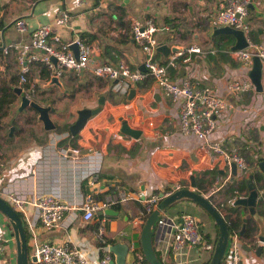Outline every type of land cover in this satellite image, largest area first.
I'll list each match as a JSON object with an SVG mask.
<instances>
[{"label":"crops","instance_id":"0c3cea01","mask_svg":"<svg viewBox=\"0 0 264 264\" xmlns=\"http://www.w3.org/2000/svg\"><path fill=\"white\" fill-rule=\"evenodd\" d=\"M217 1L37 0L33 2L32 0H1L0 45L27 41L31 28L38 23H46L50 24L53 32H58L64 39H73L83 33L92 34L89 41L91 53L100 61L116 62L122 59L130 68H142L144 53L141 47L129 34L121 31V28H130V17H133L142 21L147 18L153 19L158 26L155 32L158 44L179 47L197 44L202 48L214 47L216 50L212 54L190 53L188 60L181 61L171 69V77L174 80L188 78L196 85L208 86L215 93L230 101L231 105L223 109L209 138L222 142L228 147L232 145L240 147V143L244 144L243 148L250 146L248 152L260 158L257 166L252 164L253 169L258 167L259 172L264 176V171L259 165L260 161L264 163V62L261 88L258 90L248 75L251 66L234 61L228 53L231 43L226 38L220 39L217 36L220 33L213 34L215 28L213 17L217 12ZM258 1L259 3L250 5L248 21L253 39L264 44V0ZM64 10L68 13V20L64 24L55 23L56 16ZM17 17L25 18L28 32H20L14 27L13 21ZM171 53L173 52L164 54L157 50L156 58L158 61H164ZM13 65L14 68L17 67L15 63ZM38 72V65H31V77L35 81H41L45 87L44 90L47 91L57 88L62 93L64 82L70 79L68 77L70 73L66 72L60 77L62 88L57 84L47 85L49 77L40 78ZM88 72L83 71L77 75L79 77L90 75ZM91 79L93 88L95 86L100 90L99 93L104 95L105 103L102 109L91 115L80 129L84 138L81 142L78 141V135L73 140H65L63 137L66 133L54 129L45 130L39 120L34 123L20 119L12 123L9 114L2 120L0 192L13 190L31 194L32 192L50 191L57 193L65 201H72V198H77L80 193L88 189L87 178H83V175L96 171L100 178V185H111L113 181H116L124 184L128 189L139 188L147 194L160 195L161 192L171 190L173 183L178 180L181 181L182 186L184 184V187H191V176L193 175L195 181L193 189L207 196L215 206H219L218 210L222 214L235 217V213L238 212L242 219L252 218L249 216L247 205L235 203V200H232L234 189L239 191L237 198L248 194V187L246 189L238 186L243 173L237 170L233 173L231 166L224 165L221 157L215 152L201 148L202 141L195 134L180 132L179 101L165 98L156 90L152 79L146 78L132 85L134 94L130 98H128L129 91L125 95L115 93L109 84L104 82L105 78L95 81ZM230 82L245 83L247 88L237 92L233 91L229 88ZM90 91L91 89L88 93ZM107 91L109 95L113 93L110 98L105 93ZM121 97L130 102L127 107V116L133 121L134 126L141 129L139 138L112 139L106 126L100 127V124L105 122L104 118L107 122V117L113 116L112 107L117 108L116 116L120 117L122 109L116 101ZM53 106L54 110L50 111L51 117L57 108V105ZM81 107H93V105L83 104ZM58 117L60 120L52 117L54 122L59 120L72 123L75 120L63 119L61 115ZM11 126L13 128L9 134ZM72 143L80 145V151L77 154L80 160L77 162L69 157H62L57 150L58 147L66 144L71 146ZM68 156H72V153L69 152ZM213 169L217 170L214 178L210 173ZM201 173H205V182L203 186H198L196 176ZM232 183L235 187L231 192L229 184ZM109 189H105L103 194ZM260 194L258 190V197ZM129 201L123 203L127 208L122 206L117 209L118 213L115 215L102 213L98 216L96 213L95 217L89 221H83L77 216L71 224L66 226L65 221L73 216L71 211L74 209L70 208L65 212L62 224L52 229H45L38 222L35 231L40 240L50 241H61L66 234H69L72 241L91 261H96L108 245L117 241H126L134 249L135 244L140 240L141 224L145 223L152 211L144 212L143 207L140 206L139 212L132 214V210L128 208ZM258 203L259 201L256 209L263 213ZM230 206H235L236 210L232 211ZM27 208H29V214L32 215V206ZM186 212L197 217L203 238L215 246L219 234L218 226L211 215L193 199L188 197L177 199L161 210L158 217H181ZM156 220L153 227L150 226L153 230L151 246L163 264H188L193 258L202 262L210 257V250L198 252L200 249L197 250L196 247L184 248L177 253L171 252V234L165 226L158 225ZM99 224L104 225V234L112 239L105 246L99 245L94 236V231ZM0 229L7 238L1 253L0 264H17L13 229L9 219L1 211ZM120 231L125 233L120 235ZM7 233L9 236L6 235ZM241 243L244 264H264V244H260L262 250L258 254L256 247L259 242L256 239L253 238V241L248 243L242 238ZM244 244L249 249H246ZM28 247L30 248L29 255H33L29 241ZM225 254L224 261L220 264H227L229 255L227 248ZM30 261L36 264L35 261L29 260V263Z\"/></svg>","mask_w":264,"mask_h":264},{"label":"built area","instance_id":"2783aa9c","mask_svg":"<svg viewBox=\"0 0 264 264\" xmlns=\"http://www.w3.org/2000/svg\"><path fill=\"white\" fill-rule=\"evenodd\" d=\"M1 1V0H0ZM259 3L258 0H218L217 12L213 17L215 26L229 25L242 30L247 41V46L242 48L229 49L228 53L234 61H238L246 66H251L253 56L257 55L264 62V44L253 39L251 27L248 21L250 5ZM68 13L61 11L55 18V23L64 24L68 20ZM14 27L20 32H28V25L25 18L17 17L13 21ZM158 26L152 18L142 21L130 17V36L141 47L144 53L143 68H130L122 59L116 62L100 61L91 53L90 45L85 43L79 36L73 39H64L58 32H53L50 24L38 23L29 30L27 41H15L2 44L4 52L13 51L15 53L18 77L16 86H20L29 98L35 94V80L31 77V63L39 61L49 68V77L55 75L62 77L66 72L72 71L76 74L89 71L98 77H105L114 80L111 89L118 94L125 95L135 83L150 77L153 85L165 98L172 101H179V130L183 134L193 133L202 142L200 147L206 151L215 152L221 157L224 165L230 167L235 162L236 170L245 173L247 164L239 154L235 146H226L222 142L210 140L209 135L217 125L218 117L224 108L231 103L222 95L215 93L208 86H199L191 82L188 78L174 80L171 77V69L176 67L181 61H186L190 53H215L214 47L202 48L197 44L180 47L166 58V61H158L156 58L158 42L155 32ZM121 31H125L121 28ZM77 42L78 57L74 56L71 43ZM57 59L56 69L50 56ZM28 84L25 90L23 84ZM229 88L233 91H241L247 88V84L230 82ZM125 107L130 102L123 101ZM126 119L128 124V118ZM122 117L120 118L123 119ZM133 128L138 126L130 125ZM112 139L124 140L131 136L122 133L118 128L106 127ZM140 129V128H138ZM141 130V129H140ZM78 141L84 140L83 134L78 132ZM72 146V147H71ZM65 145L58 147L59 154L69 157L74 162L80 160L77 155L80 151L77 145ZM71 152L72 156H68ZM230 174H228L229 176ZM87 178L88 189L80 193L72 201H65L57 193L50 191L32 192L24 194L13 190H3L0 195L20 214L24 226L29 233L27 241L32 247V254L35 255L36 264H113L112 253L106 248L96 261H91L81 248L72 241L69 234H66L61 241L40 240L35 231L38 222L45 229H52L65 217V212L71 211L73 216L65 221L69 225L79 216L83 221L93 219L98 210L103 211L107 207H114L118 203H126L128 200H136L143 207V211L150 212L155 209L161 200L157 193L147 194L142 189H128L119 182L113 181L111 185H100V178L96 171L87 172L83 175ZM184 187L181 181H175L173 188L163 193L169 195L174 189ZM111 188V189H109ZM109 189L107 193H104ZM238 189H234L232 200L237 199ZM28 206H32L33 214H29ZM104 213V212H102ZM143 213V212H142ZM142 218V217H140ZM158 225L165 226L170 234V250L177 253L184 248L196 247L198 252L202 250H212L214 245L203 238L198 219L190 212L184 213L181 217H157ZM136 222V221H135ZM105 227L99 224L94 234L101 242L104 241ZM125 232L120 231L123 235ZM7 238L3 230L0 229V263L1 253ZM241 237L238 233L229 235L227 250L229 252L227 264H244L241 255ZM132 248V246H129ZM133 249V248H132ZM130 264H136L133 261ZM188 264H201L197 258H193Z\"/></svg>","mask_w":264,"mask_h":264},{"label":"water","instance_id":"95a60500","mask_svg":"<svg viewBox=\"0 0 264 264\" xmlns=\"http://www.w3.org/2000/svg\"><path fill=\"white\" fill-rule=\"evenodd\" d=\"M218 33H231L235 41L231 45V49L235 48H242L247 46V41L244 37V34L241 29L235 28L229 25L224 26H215L213 30V34ZM71 48L73 50L74 56L78 57V45L76 41L71 43ZM179 46H168L166 44H159L157 49L162 51L164 54H168L169 52H174L178 50ZM51 60L54 63V69H56L57 59L55 56H50ZM262 66L263 62L261 58L257 55L253 56L251 67L248 71V75L254 84L255 88L260 90L261 88V73H262ZM144 69V66H142ZM50 84H57L59 87L62 88V83L60 78L56 77L55 75H51L49 80L47 81V85ZM14 90L19 99L18 110H21L25 107H31L37 112V120L42 123V127L45 130H51L56 127L53 119L50 116V111L54 110V106L51 103L42 104L38 100L34 98H29L25 95L22 88L20 86H14ZM134 94V88L129 89V95L132 96ZM98 103L96 106L93 107H81L77 109V116L75 120L69 125V131L72 135H75L79 132V130L85 125L86 121L91 115L96 114L98 111L102 109L104 103V95H100L98 97ZM13 126L10 127L9 134L11 133V129ZM118 129L133 138H139L141 134V130L138 128L131 127L125 119H121L120 125ZM261 169L264 171V163L260 161L259 163ZM231 171L233 173L236 172L235 162L230 164ZM219 184V183H217ZM195 186L194 176H191V187H181L174 189L169 195L164 196L163 193H160L161 200L159 201L157 207L152 210L150 217H147L144 224H141L142 230L140 235V245L142 252L146 258V260L150 264H163L160 259L156 256L152 246H151V236L153 233L152 225L154 224L156 218L159 216L161 210L167 207L169 204L173 203L179 198L188 197L193 199L197 202L202 208H204L209 215L213 218L216 225L218 226V238L215 243L212 255L208 264H220L229 240V229L226 221L224 220L223 214L218 210L210 199L193 189ZM248 187V194L245 197H239L234 202L247 205L249 210V216L252 217V220L257 229H255L253 238L256 239L259 244L256 247V253L260 254L262 247L260 244H264V213H260L256 209L257 205V197H258V190L255 187V184L252 180V174L249 175V179L247 181ZM0 211L9 219L14 237L16 240V263L17 264H30L29 260L35 261V255H29L28 253V237L26 235V228L24 223L21 219L20 214L0 195ZM106 213L115 215L118 213V210L114 207H107L103 211L98 210L97 213ZM248 220L247 217L243 218V224L239 231L241 234L245 228V223ZM150 226H152L150 228ZM246 249H249L247 245H243ZM108 250L112 253L113 264H130L136 259V252L134 249L129 247V244L126 241H117L108 245Z\"/></svg>","mask_w":264,"mask_h":264},{"label":"trees","instance_id":"16d2710c","mask_svg":"<svg viewBox=\"0 0 264 264\" xmlns=\"http://www.w3.org/2000/svg\"><path fill=\"white\" fill-rule=\"evenodd\" d=\"M33 2L37 1V0H32ZM121 20V16L119 17ZM123 22V21H121ZM120 22V23H121ZM124 33H127L130 35V28H126L124 29ZM220 39L221 38H226L229 43H231V45L234 43L235 38L231 33H220L217 35ZM85 43L89 44V41L92 37V34L89 33H83L79 36ZM231 47V46H230ZM229 50V49H228ZM167 59H165L164 61H166ZM16 64V60H15V53L11 50L8 51L7 53L4 52L3 47L0 45V128L2 127V120L9 114L10 111V107L11 104L15 101V99L18 97L16 94V91L14 90V86L17 82V77H18V69L17 67L14 68L13 63ZM33 64H37L39 67V75L40 78H44L47 79L49 77V68L47 67V65H45L44 63H41L39 61H35L33 63H31V65ZM72 72V71H70ZM69 72V73H70ZM74 73V72H73ZM71 80H76L77 78H80L79 75L77 74H73V76L70 74L69 75ZM100 78H105V77H98L93 75V80H98ZM148 80L151 79L150 77L147 78ZM92 79L90 78V81ZM105 81L109 84V87H111L112 83L114 80H111L109 78H105ZM81 86H86L85 83H81ZM23 87L25 90H28V84L24 83ZM34 88H35V94L33 95V98H36V92L38 94V92H42L44 91L45 87L43 86L41 81H35L34 83ZM70 95L73 97L74 95V91L72 93H70ZM69 95V96H70ZM6 115V116H5ZM27 121H31V118L26 116L24 118ZM12 123H15V118L10 119ZM33 121H37V119H33ZM38 122V121H37ZM71 123L68 122H63L62 124L60 123H56V127L54 128V130L58 131V132H62V133H66L65 136L63 137L65 140H73L75 136H77L78 133H76L75 135H72L69 131V125ZM65 131V132H63ZM239 141V140H237ZM74 145V143H72ZM241 146L239 147L238 145H233L237 148L239 154L243 157V159L245 160L246 164H247V168H246V172L243 173V178L240 180V182H238V186L239 188H246L247 187V180L249 179V175L252 174V180L255 184V187L257 190H259L261 192V194L258 197V205L260 206L261 210L264 211V176L259 172L258 167H255V169H253V165L255 164L257 166L260 158L255 157V155H253L251 152H248V149L250 148V146H248L247 148H243L244 144L240 143ZM1 147V144H0ZM210 173H212V177L214 178V175L217 174V170L213 169L212 171H210ZM205 173H201L198 174L196 176V183L198 186H203L204 182H205ZM209 183H212L211 181H209ZM184 186V184H183ZM235 187V185L229 184V190L232 192L233 188ZM200 189V188H199ZM247 189V188H246ZM248 191V189H247ZM248 193V192H247ZM140 203L137 202L136 200H130L129 201V209L132 210V214H136L137 212H139V207L141 205H139ZM122 206L125 207V205L123 203H118L115 204L114 207L116 209L121 208ZM216 207L219 209V206L216 205ZM232 211H235L236 208L235 206H230L229 207ZM264 213V212H263ZM102 213H98V216H100ZM209 214V213H208ZM224 220L226 221L227 225H228V229H229V233L233 234V233H238V235L244 239H246L248 241V243H251L253 241V234L254 231L256 229V226L252 220V218H249L246 223H245V228L243 230V232L240 234L239 231L242 227L243 224V219L242 217H240L238 215V212L235 213V217H232L230 214H223ZM26 235L28 237V233L26 230ZM105 235V234H104ZM109 241H112V239H109L108 235L106 234L104 236V241H97L99 245L105 246ZM29 248V247H28ZM135 252H136V259L135 262L136 264H150L141 249L140 246V240L137 241V244H135V248H134ZM28 251H30V248L28 249ZM211 254H212V250H211ZM210 254V257H211ZM226 254H224L225 257ZM210 257L204 259L201 264H208ZM224 257L222 259V261L224 260ZM221 261V262H222ZM162 262V261H161ZM30 264H33V262L30 261Z\"/></svg>","mask_w":264,"mask_h":264},{"label":"rangeland","instance_id":"374dc122","mask_svg":"<svg viewBox=\"0 0 264 264\" xmlns=\"http://www.w3.org/2000/svg\"><path fill=\"white\" fill-rule=\"evenodd\" d=\"M69 72L70 71H68V73ZM88 73L90 75H84L83 77L77 78L76 80L66 79V82H64V85L62 88V91H63L62 93H60L59 89H57V88L51 89V91L44 90L42 92L41 91L38 92V94L36 92V95H35L36 98H34V99H37V97H38V101L42 104L51 103L52 105H57L56 112L52 116V117H54V119L56 117V119L60 120V117H58V115H61V117L63 119L74 120L77 116V109L78 108H81V106L83 104H92L93 106H96L98 103L97 100H98L99 94H101V93H99L100 90L98 88H96L95 86L93 88V86L91 84L92 80L90 81V78H93L92 77L93 74L91 75L90 72H88ZM70 74L73 76L74 73L70 72ZM104 82L107 83L106 81H104ZM81 83H85L86 86H81ZM64 88H66V90H64ZM90 89H91V91H90V93H88V90H90ZM73 91H74V95L72 97L70 95V93H72ZM105 93L108 95L109 98L113 94V93H111L109 95L108 91ZM77 94L78 95L80 94L79 97H77L78 96ZM87 98H89V99L86 102ZM89 100H90V102H89ZM123 100H124V98L121 97V99L116 101L117 104H120L119 107L122 109V112L120 113V117L116 116L117 115V108L112 107L113 116L107 117V122H106V118H104L105 122L103 124H100L101 128H103L104 126H106V127L109 126L112 129L118 128L120 125V122H121V120H120L121 117L122 118L123 117L128 118L130 125L131 124L133 125V121L127 116L128 115L127 114L128 109L123 104ZM17 103H18V99L16 98L15 101L13 102V105L10 107V111H9V118L10 119L15 118V120H20V119H24L26 116L31 118L30 122H32V120L35 118L37 119V117H36L37 112L34 109H32L31 107L28 106V107L23 108L22 111H19ZM104 103H105V101H104ZM5 118H7V116ZM54 119H53V121H54ZM123 119H125V118H123ZM59 120H55L54 123L56 124V123L64 122V121H59ZM33 122L36 123V121H33ZM83 132H86V131H83ZM6 235L9 236L8 233ZM94 236H95V234H94ZM95 238L97 239L96 236H95Z\"/></svg>","mask_w":264,"mask_h":264}]
</instances>
